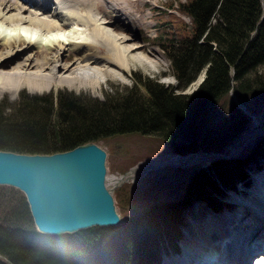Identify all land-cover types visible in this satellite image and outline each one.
Masks as SVG:
<instances>
[{
	"label": "trees",
	"instance_id": "16d2710c",
	"mask_svg": "<svg viewBox=\"0 0 264 264\" xmlns=\"http://www.w3.org/2000/svg\"><path fill=\"white\" fill-rule=\"evenodd\" d=\"M175 3L171 1L166 7L187 16L189 22L175 14L162 18L164 25L154 41L170 61L172 76L178 82L175 89L183 91L204 72L195 89L175 93L172 87L147 81L114 90L102 100H84L64 90L21 93L9 107L0 102V150L53 153L87 141L139 133L155 135L168 143L174 154L220 151L219 147L202 145L200 123L231 91L243 104L249 94L264 93V0ZM225 120L223 130L211 139L222 146L231 130L243 131L250 117L232 103ZM260 149L257 146L243 157L215 160L208 170L192 168L185 174L178 198L148 202L113 227L43 234L36 230L24 198L0 215V264L159 261L165 250L177 251L183 208L194 199H206L214 208L222 206L227 191L235 189L246 164Z\"/></svg>",
	"mask_w": 264,
	"mask_h": 264
},
{
	"label": "bare ground",
	"instance_id": "6f19581e",
	"mask_svg": "<svg viewBox=\"0 0 264 264\" xmlns=\"http://www.w3.org/2000/svg\"><path fill=\"white\" fill-rule=\"evenodd\" d=\"M142 1L145 0L139 2ZM21 2L29 8L21 6ZM128 2L0 0V95L13 97L23 88L33 93L42 92L63 84L100 87L103 81L116 80L133 66L145 70L151 69L153 64L160 66L155 52L148 50L147 44H139L144 38L138 33L139 29L146 30L150 25L144 21L145 16L134 15ZM13 5L20 11L11 14ZM30 7L36 11H31ZM23 13L27 15H21ZM33 29L45 37L32 32ZM258 130L255 126L252 131L243 133L230 154H237ZM196 163L207 168L211 155L194 152L167 160L147 161L127 174L110 177L111 185L117 187L124 181L132 182L155 167ZM257 174L251 183L243 182L245 189L240 187L241 196L248 195L249 187L253 194L252 202L245 206L229 209L227 205L215 210L206 202L198 201L214 215L206 213L207 216L197 221L188 219L186 207L183 214L188 228L184 229L183 248L179 246L174 256L159 264H264V166ZM246 200L247 196L243 201ZM203 206H198L197 210ZM253 207L257 214L253 213ZM190 226L192 232H188ZM183 234L179 230L180 239Z\"/></svg>",
	"mask_w": 264,
	"mask_h": 264
},
{
	"label": "rangeland",
	"instance_id": "374dc122",
	"mask_svg": "<svg viewBox=\"0 0 264 264\" xmlns=\"http://www.w3.org/2000/svg\"><path fill=\"white\" fill-rule=\"evenodd\" d=\"M139 1L140 0H129V2L127 3V5L134 10V15L145 16L146 19H144V21L146 23L148 22L150 25L149 28H147L146 30H143L142 28L139 29L138 33L144 37L143 41L141 40L139 44H143V45L147 44L146 46L148 47V50L152 49L155 52L154 57H156L159 60L161 64L160 66H155L153 64V67L149 70H145L140 66H133L132 69L130 71L125 72L124 75H119L118 79L116 80L108 79L107 81H103L100 87L98 86L94 88L77 85V84H72V85L63 84L61 86L51 87L50 89L42 92H34V93L29 92L26 88H23L18 90L13 97L9 95H0V102L5 106L7 105L9 107L17 101L21 93H25L29 95L31 94L41 95L46 93L54 94L57 90L72 92L74 95L80 96L84 100H90V99L102 100L105 96L112 94L114 90H120L121 88L124 87H130L132 84L136 85L138 83L141 84L142 82H147V81H154L168 88L172 87V89L175 90V93H181V92L190 93L193 89L196 88L198 84H200L204 72L203 73L200 72L197 76V79L194 82H192L189 86H187L183 91L175 89L176 86H178L177 84L178 82L172 76L170 61L167 58V55L164 52L163 48L160 47L156 43V41H154L155 38L158 36V31L161 28L160 25H164L161 24L162 18L166 19L169 18L168 16L170 14H175L176 16H180L181 19L185 23H187L189 22L188 17L180 14L174 9H168L166 7L167 3L171 1L175 3L178 0H145L142 2ZM21 3H22L21 6L29 8V6L25 5V3L23 2ZM30 8L31 11L33 12L36 11L35 8L33 7ZM10 9H11L10 10L11 14H15L16 11H20L19 8H17L15 5H13ZM46 14L42 16H46ZM21 15L25 16L27 15V13H23ZM168 27L170 26L167 25V28ZM162 41H164V39ZM117 43H119L118 45L121 44L120 42ZM232 103H234L238 108H240L244 113H246L250 117V121L247 125H245L244 129H242L243 131H241L240 133H238V131L236 130H231L229 136H227L223 140V146H222L216 143V141L212 142L211 139L213 138V136H215L217 132L223 130L222 126L225 125V122L223 121L228 118V114L232 110ZM244 103L245 104L240 102V98H238L235 95V93H233V91L228 93L227 96H224L223 98L219 99L217 103L214 105L211 114L209 116H205L204 118H202V121L200 123L199 134L201 139L203 138V143H202L203 146H206V148L219 147L221 148V150L214 151L211 149H204V150L199 149L194 151V152H207V153H215V154L223 155L224 153H228L229 151L230 152L232 151L234 144L243 135V133L247 132L250 128H254L255 126H257V129L259 128L258 132H256L251 137H249L245 145L241 148V150L237 154L235 155L230 154L224 158L223 157H219L217 159L211 158V163H212L213 161L219 159L234 158L237 156L243 157L247 155L249 152H252L253 149H255V147L257 146L261 147V149L259 150L260 152L255 156V158L246 164L244 168V175L241 179V182L239 181V183L236 184V190L227 191L225 197L222 195V198L224 197L222 199L223 204L230 205L229 209H232L235 206H239V205L245 206L247 202H252L253 194H251L250 187L247 189L248 195H245L247 196L246 201H243L245 196L244 197L241 196L239 190L240 187H242L241 190L245 189L246 187L243 185V182L246 184L251 183L254 180V178L258 176L257 173L259 172V170L261 171V168L264 166V149H263L264 148V93L261 92L251 93L248 95L247 101L245 100ZM242 125L244 126V124ZM98 143L107 152L106 165H107V175L109 179L110 177L127 174L131 167L133 166L136 167L140 165L138 164L140 161L167 160L168 158L177 156L176 154L171 153L168 143L163 142L153 134L127 133V134L116 135L103 140H99ZM209 166L206 168L201 164L196 163L185 166L156 167L144 173L140 178L132 182L124 181L117 187L115 186L113 189V193L116 202V207L121 215V219L122 220L125 219L130 213L134 212L138 208H141L146 203L152 202L156 199L174 200L178 198L181 195L183 191V187L185 185V181H184V179L186 178L185 174L186 173L188 174L190 170H192V168L199 167L202 170H208ZM253 169L255 170L253 171ZM234 193H236L237 195ZM23 201H24V196L19 190L10 186L0 185V215H2L6 210L15 206L17 203ZM198 201L200 202L203 201L208 204V201L206 199H194L188 205H186L181 212V223L179 225V230L180 232H182V234L188 228L187 222L185 221V216L183 214V211L186 210L187 208L188 211L186 215L188 213L190 215V216L188 215V219L193 218L195 221H197L203 216H207L206 213L214 215L212 214L210 209L206 208L205 206L202 205V203ZM256 205L257 204L255 203L254 206ZM198 206H203V209L197 210ZM196 210L199 212L196 213ZM194 213L196 214L194 216L193 215L191 216V214ZM253 213L257 214L255 207H253ZM236 218H238V216ZM189 231L192 232L191 226L188 232ZM183 236L184 234L182 235L179 242V246L181 248H183L182 247ZM181 251L182 250H180L178 255L181 253ZM174 252L175 251L165 250L163 253H161L159 261L153 262L151 264L162 263L166 258L174 256ZM241 261L242 263L244 262L243 260Z\"/></svg>",
	"mask_w": 264,
	"mask_h": 264
},
{
	"label": "water",
	"instance_id": "95a60500",
	"mask_svg": "<svg viewBox=\"0 0 264 264\" xmlns=\"http://www.w3.org/2000/svg\"><path fill=\"white\" fill-rule=\"evenodd\" d=\"M207 154L217 159L227 157L230 151ZM106 158L107 152L98 141L53 153L0 150V185L23 194L40 233L59 235L95 226H117L122 219L107 175Z\"/></svg>",
	"mask_w": 264,
	"mask_h": 264
},
{
	"label": "snow or ice",
	"instance_id": "6c2138e0",
	"mask_svg": "<svg viewBox=\"0 0 264 264\" xmlns=\"http://www.w3.org/2000/svg\"><path fill=\"white\" fill-rule=\"evenodd\" d=\"M0 28H2V25H0Z\"/></svg>",
	"mask_w": 264,
	"mask_h": 264
}]
</instances>
